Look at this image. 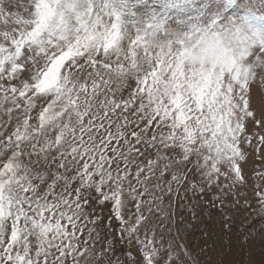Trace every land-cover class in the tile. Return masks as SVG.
Returning <instances> with one entry per match:
<instances>
[{"label":"snow or ice","instance_id":"obj_1","mask_svg":"<svg viewBox=\"0 0 264 264\" xmlns=\"http://www.w3.org/2000/svg\"><path fill=\"white\" fill-rule=\"evenodd\" d=\"M0 264H264V0H0Z\"/></svg>","mask_w":264,"mask_h":264},{"label":"rangeland","instance_id":"obj_2","mask_svg":"<svg viewBox=\"0 0 264 264\" xmlns=\"http://www.w3.org/2000/svg\"><path fill=\"white\" fill-rule=\"evenodd\" d=\"M253 165H249V169L252 167ZM248 216V213L247 212H240V213H237V221H236V224H235V230H239V229H245L247 230L248 228V225L246 223H244V217ZM253 223H256L255 221H253ZM256 228L259 229L260 228V225L259 223H256ZM240 235H243V233H239ZM228 237H225V240H227ZM233 239V242L236 243V238L235 236L232 237ZM257 249L259 248V240L257 239Z\"/></svg>","mask_w":264,"mask_h":264}]
</instances>
